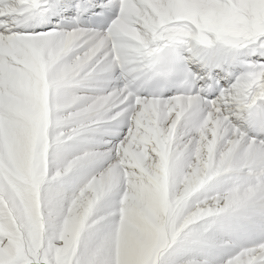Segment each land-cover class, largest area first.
I'll list each match as a JSON object with an SVG mask.
<instances>
[{
	"label": "snow or ice",
	"instance_id": "snow-or-ice-1",
	"mask_svg": "<svg viewBox=\"0 0 264 264\" xmlns=\"http://www.w3.org/2000/svg\"><path fill=\"white\" fill-rule=\"evenodd\" d=\"M0 264H264V0H0Z\"/></svg>",
	"mask_w": 264,
	"mask_h": 264
}]
</instances>
